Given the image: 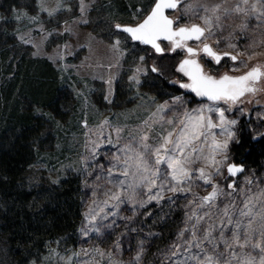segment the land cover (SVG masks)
Instances as JSON below:
<instances>
[{"label": "rangeland", "instance_id": "1", "mask_svg": "<svg viewBox=\"0 0 264 264\" xmlns=\"http://www.w3.org/2000/svg\"><path fill=\"white\" fill-rule=\"evenodd\" d=\"M238 2L185 1L194 7L199 4L209 7L223 4L229 9ZM97 4H100V0H16L15 5L5 11L11 19L9 25L5 27L0 23V28H8L17 42L15 46L8 47V58L26 54L51 62L57 69L60 81H68L65 83L67 89L60 92L66 102L63 119L73 118L76 114L75 119L70 121L74 125L68 123L69 132L64 134L75 142L70 147L74 148V160L69 161V165L79 173L82 183L83 216L77 241L67 247L59 242L52 244L32 264H177L186 259L189 253L182 249L181 255L171 256L170 248L178 232L185 226L186 216L193 207L190 201L208 195L212 187L198 179L199 173L195 172L191 192L173 195L165 191V199L159 204L153 201L141 207L136 200L121 203L108 199L103 193L111 185L106 183L103 175L101 179H96L102 171L98 166L103 165L107 169L110 159L119 155L118 149L130 134H147L149 142L154 143L159 136L178 131V121L185 119V112L196 115L195 109L219 108L224 111L225 121L235 120L236 123H225L221 127L219 113L206 112L205 115L211 116L217 127L210 130L207 143H202L203 137L195 143L204 149L200 155L210 158L213 155L212 135L219 142L228 140L227 159L218 165L219 175L215 172L216 165L208 166L209 159H201L192 168H204L205 173L211 175L213 184H218L225 192H231L227 185L235 182L237 191L250 189V194L258 193L264 188V165L259 171L244 168L235 177L227 175V166L238 163L233 159L230 147L238 140L240 133L251 140L264 139V91L249 96V101L243 99L246 93L236 104H212L197 101L180 87L182 93L178 94L163 88L162 81L168 87L184 81L174 70L184 52L176 50L169 54V45L162 44L164 54L156 55L151 49L131 42L125 34L114 29L116 24L135 25L141 20L137 17V12L142 10L138 7L139 0L134 1L136 9L130 12L132 14L127 16L125 22H115L103 10L104 7ZM114 4H109L113 13L117 11ZM150 8L151 5L145 11ZM179 15V9L170 14L173 19ZM192 23L203 26L195 16H182L179 21L180 25ZM221 23L222 27L214 29L215 35L205 42L216 51L237 56V61L227 60L223 65L214 66L208 61L211 59L201 55L199 62L205 71L213 76L225 73L239 75L258 63H264V24L261 20L231 14L226 19L222 17ZM241 23H246L247 27H238ZM153 67L158 71L153 72ZM80 117L84 121L81 127H77L76 122ZM169 120L173 123L169 124ZM225 128L232 133L231 138L223 130ZM116 129L121 130L119 134ZM216 159L221 160L223 156L216 155ZM35 170L45 172L46 169L39 165ZM48 178L54 181V177L48 173H39L31 178V182L48 183ZM248 180L252 183H247ZM168 196L173 197V203L168 202ZM143 199L146 200V196ZM90 209L94 210V221L87 215ZM164 227L167 228L164 229L166 233ZM196 251L192 249V253ZM137 255L140 257L138 261L135 259ZM0 264H6L2 258ZM188 264L194 262L189 261Z\"/></svg>", "mask_w": 264, "mask_h": 264}, {"label": "snow or ice", "instance_id": "2", "mask_svg": "<svg viewBox=\"0 0 264 264\" xmlns=\"http://www.w3.org/2000/svg\"><path fill=\"white\" fill-rule=\"evenodd\" d=\"M181 5L184 7L181 8ZM178 9L181 15L175 19L170 18L168 12ZM201 12L204 15H200ZM231 14L255 17L264 24V0H239L231 9L225 8L223 4L211 7L199 4L194 7L185 3V0H153L151 10L142 22L135 26L117 24L116 28L128 33L133 41L151 45L157 53L165 51L160 41L169 42L172 52L177 49L186 51L188 56L180 62L176 71L186 76L190 83H182L180 87L210 101L235 103L245 93L257 91L255 83L264 77L261 67L254 66L243 75L232 76L225 73L217 78L206 74L200 62L194 58L202 52L217 64L220 63L221 55L205 40L215 35L214 29L222 27V17L226 19ZM182 16H195L202 21L203 26L196 23L180 26ZM238 27L246 28L247 24L241 23ZM188 41H200L202 47L189 46ZM223 55L228 56L229 53ZM230 58L237 60L235 55ZM152 71L156 72L158 69L153 67ZM176 100L179 101L180 98L177 97ZM193 111L197 114L184 113L185 119L178 121V131L159 136L154 143L149 142L147 134H130L129 139L118 149L119 155L110 159V166L107 169L103 165L98 166L102 171L96 179H101L103 175L106 183L111 185L103 193L108 199L121 203L136 200L143 207L145 203L153 201L159 204L165 199V191L173 195L191 192L194 173L198 172L197 178L210 185L212 191L190 201L193 207L186 216L185 226L178 232L177 239L170 248V255L179 256L182 249L189 253L186 259L177 264H188L189 261L194 264H264V188L258 193L250 194V189L237 191L233 182L227 185L232 191L225 192L218 184H213L211 175L206 174L204 168H192L201 159H209L208 166L216 165L215 172L219 175L218 165H222L227 159L225 153L228 140L219 142L215 135L211 138L213 155L210 158L200 155L204 149L195 142L203 137L202 143H207L210 130L217 127L212 117L205 113H219L221 127L225 123L234 125L236 121H225L224 111L219 108L207 107ZM168 123L172 124L173 121L169 120ZM223 130L231 138L232 133L226 128ZM120 131L116 129L117 134ZM216 155H222L223 159L217 160ZM243 171L242 166H227V172L231 176ZM247 183L251 184L252 181L248 180ZM145 196L146 200L143 199ZM167 200L169 203L174 202L172 196H168ZM93 213L94 210L90 209L87 215L94 221L96 216ZM192 249L197 251L192 253ZM135 259L138 261L139 255Z\"/></svg>", "mask_w": 264, "mask_h": 264}, {"label": "trees", "instance_id": "3", "mask_svg": "<svg viewBox=\"0 0 264 264\" xmlns=\"http://www.w3.org/2000/svg\"><path fill=\"white\" fill-rule=\"evenodd\" d=\"M15 1L0 0V23L5 27L11 21L5 11ZM134 1L100 0L97 5L115 22H125L136 9ZM152 1L139 0L138 18L147 14ZM111 2L116 3L115 13L109 9ZM5 27L0 28V258L6 264H32L52 244L67 247L77 241L83 216L82 183L69 165L74 160L70 148L74 140L64 134L69 132L68 123L74 125L70 121L76 114L63 119L66 102L60 92L68 81H60L51 62L26 54L8 58V47L17 42ZM161 86L182 93L178 84L169 88L162 81ZM82 121L80 117L76 126L81 127ZM230 150L245 169L259 171L264 165V139L251 140L240 133ZM39 165L45 172L35 170ZM39 173H48L54 181L32 183Z\"/></svg>", "mask_w": 264, "mask_h": 264}, {"label": "water", "instance_id": "4", "mask_svg": "<svg viewBox=\"0 0 264 264\" xmlns=\"http://www.w3.org/2000/svg\"><path fill=\"white\" fill-rule=\"evenodd\" d=\"M186 1V0H185ZM150 10H151V8H150ZM149 10V11H150ZM148 11V12H149ZM174 11H169L168 12V14L170 15L171 13H173ZM148 14V13H147ZM146 14V15H147ZM145 15V16H146ZM144 16V17H145ZM144 17L138 22V23H140V22H142V20L144 19ZM170 18H172L171 16H170ZM137 23V24H138ZM137 24H135V25H137ZM117 25V24H116ZM116 25L114 26V29L116 30V31H118V32H121V33H123V34H125L129 39H130V41L131 42H133V43H137V44H139L140 46H143V47H147V48H149V49H151L152 51H153V53L154 54H156V55H162V54H164V52L163 53H157L156 51H155V49L154 48H152V46L151 45H146V44H143V43H140V42H138V41H133L132 39H131V36L128 34V33H125V32H123V31H121V30H119V29H117L116 28ZM120 25V24H119ZM135 25H121V26H135ZM180 26H184V25H180ZM202 40H203V38H202ZM160 44H161V47H162V44H169V51H168V53L169 54H172L173 52L172 51H170V49H171V45H170V43L169 42H167V41H160L159 42ZM192 43H200V41H188V45L189 46H191V44ZM209 44V43H208ZM210 45V44H209ZM211 46V45H210ZM202 47V46H201ZM212 47V46H211ZM163 48V47H162ZM213 49V48H212ZM177 50H181V49H177ZM214 50V49H213ZM183 52H184V56L177 62V64L175 65V68H174V70H175V72L176 73H178L181 77H183V79H184V81H182V82H179L178 83V86L180 87V84H182V83H190V81L188 80V78L186 77V76H184L182 73H180V72H178V71H176V69H177V67L179 66V64H180V62L183 60V59H185V58H187V56H188V54H187V52L186 51H184V50H182ZM215 51V50H214ZM215 52H217V51H215ZM202 53V52H201ZM217 54H219V55H221V57H231L233 54H231V53H229V55L228 56H224L223 54L224 53H219V52H217ZM203 55H205L204 53H203ZM206 56V55H205ZM208 59H211V60H214V59H212L211 57H208V56H206ZM195 59H197L198 61H199V55L197 56V57H194ZM231 59V58H230ZM215 61V60H214ZM231 62H236V60L235 61H233L232 59H231ZM216 63V62H215ZM201 64V63H200ZM202 65V64H201ZM203 67V66H202ZM203 70H204V68H203ZM249 71V70H248ZM204 72L206 73V74H209L207 71H205L204 70ZM247 72V71H246ZM246 72H244V73H242V74H239V75H243V74H245ZM211 75V74H210ZM222 75H224V74H221V75H219V76H215V77H220V76H222ZM229 75V74H228ZM239 75H232V76H239ZM213 76V75H212ZM181 88V87H180ZM181 89H183L184 91H185V93L186 94H188V95H191L192 97H194L197 101H205V102H209V103H212V104H221V103H225V102H223V101H219V102H214V101H210V100H208L207 98H205V97H198V96H196V94L195 93H193L191 90H189V89H184V88H181ZM246 94V93H245ZM242 97H244V96H242ZM242 97H240V99L242 98ZM239 99V100H240ZM239 100H237L235 103H232V102H228V103H232V104H236ZM237 166H242L243 167V165H237ZM243 169H244V167H243ZM240 173H242V172H240ZM240 173H238L237 175H235V176H238ZM228 176H231L229 173H228ZM235 176H232V177H235Z\"/></svg>", "mask_w": 264, "mask_h": 264}, {"label": "flooded vegetation", "instance_id": "5", "mask_svg": "<svg viewBox=\"0 0 264 264\" xmlns=\"http://www.w3.org/2000/svg\"><path fill=\"white\" fill-rule=\"evenodd\" d=\"M165 44V43H164ZM169 45V44H168ZM191 46L192 47H194V48H198V47H201L202 45L201 44H198V43H192L191 44ZM216 51V50H215ZM217 52H219V51H217ZM219 53H229V52H219ZM204 56V57H206L205 55H203V53H200L199 54V57L200 56ZM207 58V57H206ZM208 60V59H207ZM227 60H230L231 61V59L229 58V57H222V59H221V61H220V63L219 64H217V63H215V61L214 60H208V61H210L214 66H220V65H223V63L224 62H226ZM237 61V60H236ZM256 66H260L261 67V70L262 71H264V63H258ZM255 87H256V89H257V91H255V92H250V93H248L243 99H244V101H249V96H255L258 92H262V91H264V77H261V79L259 80V82H257V83H255ZM254 139H257V138H254ZM235 165H242L240 162H238L237 164H235ZM241 174V173H240ZM227 175H228V172H227ZM226 175V176H227Z\"/></svg>", "mask_w": 264, "mask_h": 264}]
</instances>
